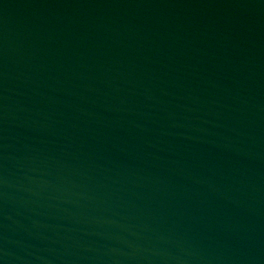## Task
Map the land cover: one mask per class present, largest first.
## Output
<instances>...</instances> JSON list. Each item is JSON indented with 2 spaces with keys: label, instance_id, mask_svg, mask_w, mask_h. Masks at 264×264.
<instances>
[{
  "label": "water",
  "instance_id": "water-1",
  "mask_svg": "<svg viewBox=\"0 0 264 264\" xmlns=\"http://www.w3.org/2000/svg\"><path fill=\"white\" fill-rule=\"evenodd\" d=\"M0 264H264V0H0Z\"/></svg>",
  "mask_w": 264,
  "mask_h": 264
}]
</instances>
